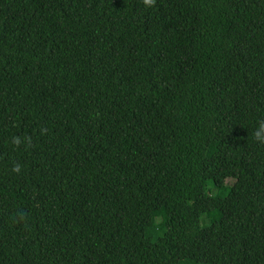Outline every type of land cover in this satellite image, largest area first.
Segmentation results:
<instances>
[{
    "label": "trees",
    "instance_id": "obj_1",
    "mask_svg": "<svg viewBox=\"0 0 264 264\" xmlns=\"http://www.w3.org/2000/svg\"><path fill=\"white\" fill-rule=\"evenodd\" d=\"M261 123L264 0H0V264H264Z\"/></svg>",
    "mask_w": 264,
    "mask_h": 264
},
{
    "label": "clouds",
    "instance_id": "obj_2",
    "mask_svg": "<svg viewBox=\"0 0 264 264\" xmlns=\"http://www.w3.org/2000/svg\"><path fill=\"white\" fill-rule=\"evenodd\" d=\"M143 3L146 7L151 8L154 6L155 0H143ZM255 137L257 141L264 143V123L260 124V127L256 132ZM14 170L18 172L19 168H16Z\"/></svg>",
    "mask_w": 264,
    "mask_h": 264
},
{
    "label": "rangeland",
    "instance_id": "obj_3",
    "mask_svg": "<svg viewBox=\"0 0 264 264\" xmlns=\"http://www.w3.org/2000/svg\"><path fill=\"white\" fill-rule=\"evenodd\" d=\"M224 192H225L224 189H220V190L214 191V194L215 195H222ZM136 233L139 235H144L145 231H144V229L138 228V229H136Z\"/></svg>",
    "mask_w": 264,
    "mask_h": 264
}]
</instances>
